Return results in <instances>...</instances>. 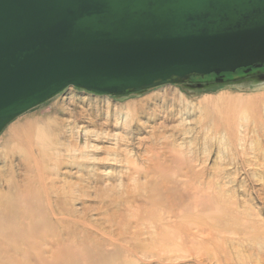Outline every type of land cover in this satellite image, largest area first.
<instances>
[{"label": "rangeland", "instance_id": "obj_1", "mask_svg": "<svg viewBox=\"0 0 264 264\" xmlns=\"http://www.w3.org/2000/svg\"><path fill=\"white\" fill-rule=\"evenodd\" d=\"M220 97L240 109L212 111ZM26 121L29 147L9 135ZM25 155L68 231L125 264H264V67L125 95L69 87L6 125L0 188L37 176Z\"/></svg>", "mask_w": 264, "mask_h": 264}, {"label": "water", "instance_id": "obj_2", "mask_svg": "<svg viewBox=\"0 0 264 264\" xmlns=\"http://www.w3.org/2000/svg\"><path fill=\"white\" fill-rule=\"evenodd\" d=\"M264 67V0H0V133L69 87L125 95Z\"/></svg>", "mask_w": 264, "mask_h": 264}, {"label": "bare ground", "instance_id": "obj_3", "mask_svg": "<svg viewBox=\"0 0 264 264\" xmlns=\"http://www.w3.org/2000/svg\"><path fill=\"white\" fill-rule=\"evenodd\" d=\"M262 99L263 95H259L234 101L241 106L252 108L262 102ZM232 100L220 97L213 105L212 111L226 115L235 114L240 106H229L227 103ZM31 129V125L26 121L11 130L10 138L29 147L28 136ZM28 147L27 153L31 150ZM24 157L27 160L26 171L32 172L35 169L37 176L27 179L23 184L7 181L0 188V264H115L116 260H119L116 264H125L118 251L113 250L112 254L103 253L99 244L81 237V233L75 228L74 231H68L73 226L72 222L63 215L64 213L56 210L53 202L50 205L42 185L46 177L38 172V161L35 160L31 165L28 156ZM224 227L241 233L246 229L245 225L233 222ZM252 232L254 239L263 240L264 235L258 230L254 228Z\"/></svg>", "mask_w": 264, "mask_h": 264}, {"label": "trees", "instance_id": "obj_4", "mask_svg": "<svg viewBox=\"0 0 264 264\" xmlns=\"http://www.w3.org/2000/svg\"><path fill=\"white\" fill-rule=\"evenodd\" d=\"M239 72H242L241 70H238L236 73H234V74H237V73H239ZM234 74H223L224 76H226L227 77V75H234ZM211 76H213V75H211ZM204 78H207V77H204ZM196 79H200V78H198V77H192V78H190V80L189 81H191V80H196Z\"/></svg>", "mask_w": 264, "mask_h": 264}]
</instances>
